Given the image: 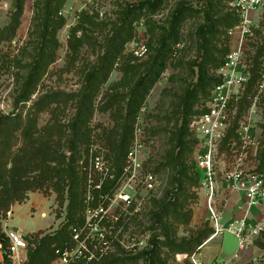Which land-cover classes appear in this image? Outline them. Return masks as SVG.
Listing matches in <instances>:
<instances>
[{
    "label": "rangeland",
    "instance_id": "obj_1",
    "mask_svg": "<svg viewBox=\"0 0 264 264\" xmlns=\"http://www.w3.org/2000/svg\"><path fill=\"white\" fill-rule=\"evenodd\" d=\"M144 1L66 0L60 13L65 19V25L57 32L59 46L55 50L56 60L38 77L29 99L25 101L20 95L26 76L23 65L30 63L31 57L28 54L35 53L32 51L35 43L30 41L35 0H26L16 37L13 40H0V115L22 113L25 119L31 113L37 117L41 128L55 122L70 125L78 112L79 96L58 105L53 103L49 108L38 106L36 102L42 96L58 91L67 95L79 94L90 67L99 63L98 60L106 55L112 44H117L118 50L112 54L115 61L110 67L108 80L98 87V94L92 106L88 107H92L93 111L89 123L92 138L90 149L79 162L88 176L93 175V181L96 176L111 187L113 201L108 202L109 214L110 217L117 216V219L106 225L105 232L111 243L107 256L118 260L117 264H144L143 252L152 250L156 241L159 257L165 264H190L189 257H185L189 253H176L164 246L167 235L179 243L212 227L207 216L203 215L207 210L201 183L196 179L194 171L193 150L186 152L183 158L187 170L184 177H179L175 168L167 164V153L173 147L170 139L177 124L181 125V117L184 115L178 106L179 96L187 86L196 83L200 75L203 55L200 50L201 41H198L195 32L204 23V9L211 1L218 10L229 13L233 1L221 0L218 3L216 0H161L156 12L147 10L140 15L138 13L134 24L127 21L124 24L122 18L131 5ZM180 2H187L199 12L173 24V14ZM11 6L12 0H0V28L8 23ZM86 14L89 15L88 18ZM130 19L132 16L128 20ZM218 30L220 33L212 38L211 47L214 48L213 56L220 60L221 52L227 46L233 48L236 37L229 34L230 29L221 27ZM175 40L179 42L175 44ZM142 43L149 50L144 56H138L135 51ZM245 57L250 80L254 76L255 81L249 80L239 99H234L231 103L229 139L234 137L236 128L249 114L258 97L255 131L262 136L261 154L264 142V86H261L264 74V8L258 12L254 35L247 39ZM155 60L157 65L165 66L164 71L145 96L135 116L127 115V96L120 104L102 109L107 98L128 93L139 74L146 72L155 64ZM131 66H137L139 70ZM202 67L207 78L217 76V70L212 64H207V68ZM159 69L156 67L155 70ZM198 103L199 100L193 107L194 115L197 113ZM38 108L42 110L40 113H37ZM125 121H129L132 129L129 151L135 148L137 140L141 144L138 152L139 165L129 162L127 154L123 171L117 175L118 171L115 170L109 150L100 135L103 131L123 125ZM18 141L20 146L21 141ZM227 141L221 149L223 152L228 151ZM92 147L97 149V154L103 156L112 177L106 178L105 174L91 171ZM67 154L70 155L68 152ZM260 158L259 156L261 162ZM150 175L153 177L152 183H149ZM66 206L67 203L60 207L54 191L48 195L37 191L25 203L11 206L7 214L0 218V225L2 230L5 226L11 229L18 227L26 236L39 240L44 234L30 233L41 228L46 233L61 229L68 221ZM12 208L13 214L9 217ZM42 211L47 213V217L45 214V218L41 216ZM257 238L254 245H250L240 257H233V260L239 261L232 264H264V238ZM207 239L203 240L201 246ZM256 240H261L262 243L256 245ZM213 247L214 243L209 244L203 254L212 257ZM223 257L220 255L214 260L221 262Z\"/></svg>",
    "mask_w": 264,
    "mask_h": 264
},
{
    "label": "trees",
    "instance_id": "obj_2",
    "mask_svg": "<svg viewBox=\"0 0 264 264\" xmlns=\"http://www.w3.org/2000/svg\"><path fill=\"white\" fill-rule=\"evenodd\" d=\"M65 1L35 0L34 18L30 33V41L32 44L35 43V46L32 47V51L35 53L28 54L31 57L30 63L23 65L26 76L20 94L25 101L29 99L38 77L56 60L55 50L59 46L57 32L65 25V19L60 14ZM220 1L216 0L218 3ZM25 3L26 0H12L9 21L0 28V40H13L16 37L22 23ZM160 5L161 0H145L139 4H133L126 11L122 20L124 24L127 21L132 25L137 20L138 13L140 15L142 12H147V10L156 12ZM195 12H199V10L194 9L187 2H180L173 14V24L180 23ZM130 16H132V19L128 20ZM214 16H217V18H214ZM88 17L89 15L86 14V18ZM239 21L240 17L234 10L231 9L229 13H224L209 1L204 9V23L196 29L195 35L198 41H201L200 50L203 55V61L200 64V75L198 81L187 86L184 93L179 96L178 106L184 115L181 117V125L177 124L176 131L170 139L173 147L167 153V164L175 168L179 177H184L187 172L183 162L186 152L194 151L197 143V139L189 131V123L197 114L194 115L193 107L198 100L200 102L202 98L207 97L211 89L221 81L218 76L207 78L202 66L207 68V64H212V67L218 70L223 65L226 55L231 51L230 47L227 46L221 52L222 56L218 60L213 56L212 38L220 33L219 28L231 29L237 26ZM130 39L131 37L127 40ZM227 40L229 41V39ZM30 41L28 44H30ZM178 42L179 40H175L174 43ZM117 50V44H112L106 55L98 60L99 63L90 67L85 77V84L79 94L67 95L58 91L46 94L36 102L38 106L49 108L53 103L58 105L79 96L78 112L70 125L55 122L48 123L41 128L38 126L37 117L31 113L25 119L22 117V113L0 115V218L5 216L14 204L26 202L31 192L40 191L48 195L54 191L57 194L60 207H64L67 203L68 221L61 229L49 233L39 230L36 233L44 234L39 240L27 236L32 246L30 245L28 249V259L25 264H52L59 256L58 250L72 246L73 230L84 223L83 213L89 188V176L79 162L84 158V153L90 149L92 138V127L89 126V123L93 111L92 107H88L92 106L93 100L98 94V87L107 82L110 67L115 61L112 54ZM18 63L19 66L20 62L18 61ZM131 67L139 70L137 66ZM156 67L160 69L155 70ZM164 67L162 64L157 65V60H155V64L151 65L146 72L139 74L138 79L128 93L107 98L102 109L120 104L127 96L129 98L127 115L135 116L145 96L164 71ZM253 78L250 81H255ZM36 110L37 113L42 111L41 108ZM68 129L69 133H67ZM100 136L109 150V157L115 170L118 171L117 175H120L132 140V129L129 121H125L123 125L114 127L111 130L103 131ZM18 140L21 141L20 146H18ZM15 147L17 148L13 150ZM260 157L259 171L264 173V142ZM194 171L196 172V179L199 181L195 168ZM94 179V185H97L99 179L96 176ZM92 192L94 203H97L100 192L111 193V187L109 184L103 183L101 190L94 187ZM72 226L75 227L71 228ZM212 233V228L202 230L196 237L189 240L183 239L179 243L167 235L164 246L173 252L189 253L188 255L191 256L200 252L199 247L203 240L207 239ZM262 237L264 238V236ZM260 241L256 240L255 244L260 245L262 243ZM0 242L5 247L7 237L1 225ZM154 244L152 250L143 252L144 264H165L159 257L158 243L155 241ZM262 246L264 245L262 244ZM109 257L110 255L101 261L87 264H117L118 260ZM0 264H9V261L5 260L4 263Z\"/></svg>",
    "mask_w": 264,
    "mask_h": 264
},
{
    "label": "built area",
    "instance_id": "obj_3",
    "mask_svg": "<svg viewBox=\"0 0 264 264\" xmlns=\"http://www.w3.org/2000/svg\"><path fill=\"white\" fill-rule=\"evenodd\" d=\"M263 8L264 0H235L231 3V9L240 17L239 24L229 30V34L236 37L234 46L217 70L221 81L211 89L207 97L200 100L197 114L189 123V131L197 139L193 151L195 169L205 198L207 219L213 229L205 243L222 237L226 230L234 232L240 238L239 249L233 256L223 257L221 262L214 260L210 264H232L233 257H240L253 244L264 226V216L262 221L254 225L248 222L252 208L259 205L264 207V173L258 167L262 136L255 131L258 97L255 98L249 114L236 128L234 137L229 139L231 103L234 99H239L250 80L245 57L247 39L254 35L257 15ZM147 52L148 48L144 43L135 51L138 56H144ZM261 86H264V74ZM226 141L228 151L223 152L221 149ZM140 147V141L137 140L135 148L128 153L129 162L135 165H139ZM96 151L95 147L90 150L91 171L105 174L106 178L112 177L103 156ZM91 175L84 223L73 230L72 246L58 250L57 261L60 264H87L101 261L109 254L111 243L105 231L106 225L117 219V216L110 217L109 214L108 202H112L113 198L111 193L100 192L98 202L94 203L93 188L101 190L104 182L101 178V182L94 185ZM152 179L150 175L149 183H152ZM233 192L244 194L246 213L244 218L226 225L223 217ZM4 232L7 243L4 247L0 242V263L8 260L9 264H25L31 245L27 236L7 226ZM203 246L204 244L200 249ZM185 257H189L190 264H208L199 258L198 253Z\"/></svg>",
    "mask_w": 264,
    "mask_h": 264
},
{
    "label": "crops",
    "instance_id": "obj_4",
    "mask_svg": "<svg viewBox=\"0 0 264 264\" xmlns=\"http://www.w3.org/2000/svg\"><path fill=\"white\" fill-rule=\"evenodd\" d=\"M32 193H36V192H31L29 197L31 196ZM38 194L42 195L40 193H38ZM42 196H44V195H42ZM244 201H245V196H244L243 193H241V192H233L231 194L227 209H226L224 217H223L224 224L227 225L233 220H240V219L245 217L246 207H245V202ZM33 205H36V204L33 203ZM13 208L11 210V215L13 214ZM263 209H264V207L261 206V205L252 208L251 213H250V215L248 217V222L251 225H254L257 222L262 221L263 216H264V210ZM44 214L46 215L45 217H47V213L45 211H42L41 216L44 217L43 216ZM203 215L207 216V211H206V213L203 212ZM13 229L15 230V227ZM43 229L44 228H41L40 230H43ZM17 230L21 231L20 228H18V227H17ZM34 233H36V232L30 233V234H34ZM259 236L260 237L264 236V226H263V229L261 230ZM255 239H258V238H255ZM222 240H223V236L222 237H217L214 240H211V241H209L207 243H204V246L201 248L200 252L198 253L199 258H201V260L204 261L205 263L210 264L212 261H214V259L218 258L220 255H223L222 254ZM211 243H214V247L211 248V251L213 252L214 255L212 257L205 256L203 254V250ZM252 245H254V241H253ZM236 261H239V260L235 259V260H233L232 263H234ZM52 264H60V263L57 260H55Z\"/></svg>",
    "mask_w": 264,
    "mask_h": 264
},
{
    "label": "water",
    "instance_id": "obj_5",
    "mask_svg": "<svg viewBox=\"0 0 264 264\" xmlns=\"http://www.w3.org/2000/svg\"><path fill=\"white\" fill-rule=\"evenodd\" d=\"M15 230L17 228L15 227ZM240 238L234 232L226 230L222 240V254L226 258L233 256L239 249Z\"/></svg>",
    "mask_w": 264,
    "mask_h": 264
}]
</instances>
